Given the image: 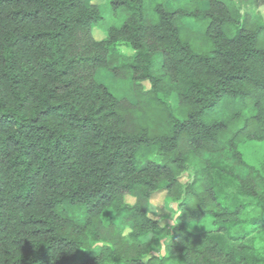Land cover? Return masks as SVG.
<instances>
[{
  "label": "trees",
  "instance_id": "1",
  "mask_svg": "<svg viewBox=\"0 0 264 264\" xmlns=\"http://www.w3.org/2000/svg\"><path fill=\"white\" fill-rule=\"evenodd\" d=\"M108 2L96 40L86 0H0V264H257L264 162L240 144L264 141V0L242 20L235 0Z\"/></svg>",
  "mask_w": 264,
  "mask_h": 264
},
{
  "label": "rangeland",
  "instance_id": "2",
  "mask_svg": "<svg viewBox=\"0 0 264 264\" xmlns=\"http://www.w3.org/2000/svg\"><path fill=\"white\" fill-rule=\"evenodd\" d=\"M178 0H172L173 4H176ZM236 7L238 8L239 12V18L242 20L244 17V14L246 12L247 6L243 5L242 0H235ZM87 4H94L96 5L100 12L102 13L104 20L100 22L99 24H96L92 26V36L96 40L104 39L107 35V28L112 25L119 22L117 18L114 17L112 13L111 6L108 2V0H86ZM255 13H260L262 18L264 19V5H260L254 9ZM120 50L123 51L126 54L131 53V49L127 48L125 46H121ZM145 87L147 84H143ZM121 89V92H130V89L128 85H121L119 87ZM167 101L170 105V107L174 108L177 105V95L175 92H172L168 98ZM240 150L242 151L243 156L248 161V163H251L257 167H261L262 163L264 162V141H258V140H248L240 144ZM235 170L238 173H245L246 169L242 167H236ZM194 174V168L193 166L189 165L186 167V169L183 171L181 176L182 181V191L185 190L187 185L191 182L192 177ZM164 197L165 192H157L155 193L149 202L148 205V214L151 218L156 219L160 225L170 227L173 224L178 223V217H179V208H178V201L177 200H169L167 205H164ZM127 201L131 202L132 199L130 197L126 198ZM112 214L111 210H105L102 215L101 219L103 223H107L109 216ZM259 232V231H257ZM152 238V234L145 235L141 238L142 241H149ZM260 248V253L258 257V263L257 264H264V240L262 242V245ZM152 254L157 255L158 257H165L166 253L163 248L160 249H152L150 251ZM163 264H183L181 260L176 258H166L164 260Z\"/></svg>",
  "mask_w": 264,
  "mask_h": 264
}]
</instances>
